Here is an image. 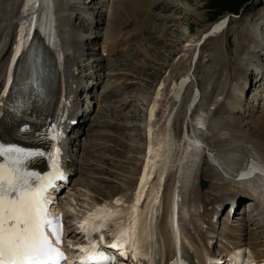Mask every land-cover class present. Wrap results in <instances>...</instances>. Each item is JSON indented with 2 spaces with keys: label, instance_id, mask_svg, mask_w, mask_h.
<instances>
[{
  "label": "rangeland",
  "instance_id": "obj_1",
  "mask_svg": "<svg viewBox=\"0 0 264 264\" xmlns=\"http://www.w3.org/2000/svg\"><path fill=\"white\" fill-rule=\"evenodd\" d=\"M116 1L104 0L105 4L103 5V2L101 4L103 7L101 6L99 10L100 16L96 17L97 25L92 29L89 27L81 29L80 20L74 13L68 12L65 15L70 18L68 20L72 21L74 26L72 29L69 27V30L74 32V29L78 28L83 36L90 39L88 42L80 43L82 47L76 59L72 58L76 71L79 70L81 75L95 77L102 91L109 90L114 98L106 105V108L103 107L105 109L94 110L88 126L83 130L84 133L78 141L77 159L74 162L75 174L70 190L66 193L69 223H74L84 214L91 212L95 206L94 202L96 204L102 199H109L111 202L117 198L121 203L129 201L131 191L129 188H124V183L129 181L130 174L132 175L140 159L138 147L142 141L141 120L144 116V104L140 95L148 94L157 81H164V97L161 99L162 103L160 102L155 117V131H157L168 108V86L171 79L178 73L183 74L190 69V55L194 46L185 47L187 43L185 40L189 36L194 37L195 40L213 22L224 16L229 19L227 27L208 37L199 48V57L190 74L191 81L182 93L175 120L177 122L183 116L184 99L194 87H197L200 95H198V104L192 108V112L200 109L206 112V131H198L203 135L202 140L204 139L206 148L217 146L210 149L217 154L220 151H228L236 144L249 148L248 152H251L253 151L251 147L242 142L243 137L247 136L251 129L261 125L258 118L264 114V109L252 107L243 116L228 115L225 113L226 108L221 106L223 101H226V88L232 85V82L233 85L235 84L234 76H232L233 67H240V62L237 61L238 56L246 50H234L233 46L227 45L225 39L232 35L230 42L242 39L241 44H245V38L240 32H244V28L249 23L264 15V0H143L136 13L118 27L111 25L108 21ZM119 1L122 2V0ZM60 29L64 28L59 27ZM118 43L122 46L118 47ZM103 45L108 48L107 50L114 52L107 51ZM216 49L220 53V63H216V60L212 58ZM71 52L74 54V51L71 50ZM257 60L256 58L255 61ZM86 68L89 69L86 70ZM216 110L221 111L222 114H214ZM209 118L219 121V125L222 122L226 125L209 131L207 127ZM173 133L175 134V129ZM253 141L256 143L258 139ZM219 144L221 146H218ZM203 159V157L199 158L197 172L204 174L205 187L200 189L198 180L193 181L191 192L198 193L199 201H192L193 205H191L190 195V205H188L189 212L197 208V203L202 205L200 212L192 210L189 216L191 226L188 230L197 239L207 226L206 210L212 203L211 198H217L223 193L230 194L234 192L235 186L234 182H223L216 176L217 172L212 170L213 167H209ZM242 159L244 160V153ZM223 184L227 187L224 186V188ZM253 211L254 209L251 213L254 214ZM123 218L120 215V218L112 220L108 227H112L113 223L118 221L121 222ZM249 219L253 221V224L245 231L248 236L253 237V240H247V250L250 248L249 251L256 255V251L262 249L264 245V226L255 224L254 218L248 217L245 220L249 221ZM237 233L238 238L240 236L241 239L242 235L238 230ZM251 253L249 255L253 256Z\"/></svg>",
  "mask_w": 264,
  "mask_h": 264
},
{
  "label": "bare ground",
  "instance_id": "obj_2",
  "mask_svg": "<svg viewBox=\"0 0 264 264\" xmlns=\"http://www.w3.org/2000/svg\"><path fill=\"white\" fill-rule=\"evenodd\" d=\"M23 1L24 0H0V103L5 102L4 96L6 94L8 83L10 81L12 66L16 58L19 57L18 64H20L17 78L21 79L22 77H25L27 75V66L29 65L30 58L29 51L31 46L36 44L41 45L39 38H50L49 44L55 46L52 47L51 50H49L48 48H44L41 45L42 49L50 59L51 57H54V55L63 54L62 50L61 52L57 50V46L55 44V41L58 42L61 38L64 40L66 47H68L70 50L77 52L81 49V46L78 42L81 41L84 36L81 30H79L78 28L74 29V32H70L68 27V19L70 18L65 17L68 12H72L71 14L76 12L78 18L79 15H82L84 19H87L91 22H96L94 18V12H90L88 8L85 7V4L82 3L83 0H70V2L68 3L61 4V0H25L24 3ZM32 2H34L35 5H31ZM103 2L104 0L100 1V6H102L101 4ZM142 3L143 0H122V2L117 0L114 5L112 4L113 7L111 9V16H109L108 21L111 25L116 27L123 25L126 19L136 13L137 9L141 6ZM104 4L105 2L103 3V5ZM22 6L24 7L20 11V8ZM71 7L74 8L73 11H71ZM26 8H28V14H23V11ZM59 9H61V13H57ZM99 10L97 11V16H100L98 15ZM30 20L31 27L36 26V28H38L36 34L39 38L35 37L29 44L31 34H29V31L27 30V25L29 24ZM261 25H264L263 18H261L260 22L256 20L250 23L244 28V32H240V34L245 38H243L245 40V44H241L242 39H236L238 43L236 41L230 42V37L232 35L230 37L227 36L225 39L227 45L229 47L233 46L234 50L241 51L242 49H246L245 51L241 52L239 56L237 55L239 57L237 61L240 62V64L238 62L240 67L234 66L232 70V76H234L233 78L235 79V84L233 85L232 82V85L228 86L225 90L226 101L222 103L221 106H223V108H226V111L228 109L227 107H224V105L231 106L232 108H241L242 106L243 108L246 107L245 103L243 102L245 100L242 98V96L244 95V87L247 86L249 80V68L252 67L254 62L260 63V56L258 55L259 53L256 55L254 52L256 49H259L261 47L260 42H257L255 39H264V34L258 32V28ZM225 26V19L222 22H219V20H217L215 21V23L213 22V24L210 25L204 32L199 34V36L195 40L192 36L187 37V39L185 40V42H187L185 47H191L192 45L194 46L190 55L192 62L195 59V56H192L193 53L195 52V54H199V45L201 43H204L208 37L222 31ZM59 27L64 28V30L67 27V29L65 30L66 32L63 31L62 34H59L61 30H59ZM55 32L58 35H56ZM118 44L116 45H118L119 47L121 44ZM10 45H13V47H8L4 52L6 47ZM65 49L68 51L67 48ZM107 49L108 48H106V50ZM110 52L112 53L114 51ZM219 57V51L217 49L214 50L212 58L216 60V63H220ZM10 58L11 63L9 70L7 71V83H5L6 68L8 66ZM256 58L258 59L257 61H255ZM60 59L58 62L60 71L61 67H63L61 74H64V76L67 75L68 79H70L71 82V77H73L74 75L73 70L68 69L69 63L67 61L62 64ZM71 62H73V59H71L70 63ZM192 62H190V69H188L187 72L183 74L178 73V75L174 76L171 79L168 86V108H166L167 111L162 124L160 125V127L157 125V131H155V117L161 99L164 97V81H157V83L148 94L140 95V99L144 104V108L142 107L144 109V116L143 120H141L142 141L140 143V146L138 147V151L140 152V159L137 162L132 175L130 174L129 181L124 183V188L126 189L130 187L133 188V191L136 188L137 189L130 196V200L128 201V203L122 204L119 201L120 199L117 198V200H113L114 203L110 202L109 199H102L101 203L96 202L97 204L96 206H94L93 212H91V214L88 213V215L90 214L95 217H100L102 212L104 211L106 217L101 219V228H105L106 224H109L112 220L120 218V215H122L124 217L122 221L113 223L112 227L113 229L122 231L123 238L120 239V242H122L123 244L129 243V239L133 238L137 241L135 247L139 256L145 257L147 255L149 257H152L153 254L159 251L160 259L164 262H168L174 257V249H176L177 260L179 261L178 256L180 251V242L182 241L185 246H191L192 254L194 256L196 264H204V261L206 259L209 260L211 257L215 256V254H221L222 238L226 239L227 237L225 236V234H233L234 232L227 226V221H225L226 219H228L230 212H227L224 215V220L222 221L223 223H221L222 228L214 224L211 220L215 208L225 206V203H230L233 198L232 193L236 191L230 194L223 193L222 195L219 193V197H212V200L210 201L212 203L206 210L207 226L204 227L205 231L199 237V239H197L194 234H190L188 230V227L191 226V224L189 223L190 212L193 210V212L198 213L202 210V205L197 203V208H195V210L192 209L190 212L188 211V205H193L192 201H199V195H197L198 193L193 191L191 192L192 183L195 179L197 181L199 177H202L204 179V174H202V172H197L199 158H204L205 156H207L209 159H211V162L215 163L216 165L221 167L223 166L224 168L229 169L234 168L235 170L243 169L245 158L248 161L250 160L251 163L257 165L255 169L260 173L255 175L252 180L249 181V183L252 182V187L251 184L243 186V184L240 182H232L235 183L234 189L237 188L242 193L250 190V196L256 195L257 191L259 190V184L264 183V114L258 118L261 125L259 127H254L253 129H251V132L247 134V136L243 137L242 142L244 141V143L250 146L251 150H253L251 152H248L247 155H244V160L242 159V155L244 152L242 148L245 147H242L241 145L235 146L228 151H220L217 152V154L215 153L212 155V151H210V149H213L214 147L217 148V146L208 148V150L206 148V144L203 142L204 139L202 140L203 135L198 132L206 131V112L200 109L196 110V112H192L193 116L186 115L187 110L190 111L195 106L194 102L198 99V95H200L199 91L198 93L195 92L193 96L192 94H189L188 97L184 99L183 116L177 122L175 120L176 116L178 115L177 108L179 102H181L182 100V93L185 87L188 86V82L191 81L190 72L192 68ZM261 74H263V72H261ZM181 77L183 78L178 84L177 80ZM75 79L76 82H81L82 76H77L75 77ZM253 82H256L255 79H253L252 83ZM46 85L48 101H53V112H56L63 107L61 98H66V93L63 90L62 86H59V84L56 87H52L50 81L47 80ZM194 88L197 89V87ZM255 93L261 94L260 86L255 87ZM254 97L256 99L258 98L257 95H254ZM261 99L263 101V98ZM250 101L248 100V103H250ZM250 108L248 109V111L250 110ZM101 111L103 110L101 109ZM219 123V121L214 119L209 120V122L207 123L209 126V131L217 128L219 126ZM174 124L176 125L174 128L175 134H172V131L174 130ZM184 125L190 129L189 134L188 131H186L185 129L183 130ZM197 127H201L204 130ZM260 127L262 129H260ZM17 129L18 127L16 126L15 121H13L12 124H8L7 117L3 113H0V144H11L23 149L24 145H26L27 143H35L31 137H19L17 136V134H9V132L17 131ZM181 133L182 139L179 140ZM254 139H258V143L256 141V143H254ZM218 146L221 145L219 144ZM204 149L207 150L204 151ZM49 151L50 150L48 145H46L45 148H42V153H44V155L40 156L39 159L35 161V164L33 165L34 169L37 168L40 171L45 169V166L49 159ZM86 152L88 151L86 150ZM3 160L4 159L0 157V162H3ZM141 170V177L138 181V174H140ZM219 173H217L216 176L220 177L224 182L226 176L222 171ZM152 176H155L156 178L152 182L149 190L145 192L143 188L147 185L149 179ZM158 186L160 189H163V192H158L157 194H155ZM222 186L224 187L226 185L223 184ZM204 187L205 185L199 186L200 189ZM190 195L191 203L189 204ZM142 200L144 205L143 209L140 211L137 210V205ZM66 201L67 200H65L64 213L67 217ZM130 201H133L134 203L130 204ZM99 205L102 206L100 208H97V206ZM248 205V208L244 207L242 210H246L248 214H250L253 209L254 211L256 210L254 222H256L255 224L264 226V202L262 203V206L257 205L256 203ZM78 220H76L74 223H77ZM125 225L129 227L128 229L123 230L121 226ZM154 228H157V232L159 234V247L157 245V242L154 240ZM212 229H214L213 231L215 235L212 233ZM222 229L226 231L223 232ZM170 236L172 239H175V241L170 239ZM215 237H217L218 239ZM248 237L249 238L247 240H253L252 236L249 235ZM215 242L216 245H214ZM214 247L218 250L217 252L213 249ZM249 250L248 253L250 254L251 251ZM227 254L228 253L225 251L222 255L224 256ZM250 256L251 255H249V259H247L245 264H257L258 262H263L264 245L262 249L256 251V255H253L251 257ZM235 258H238V254L235 255Z\"/></svg>",
  "mask_w": 264,
  "mask_h": 264
},
{
  "label": "snow or ice",
  "instance_id": "obj_3",
  "mask_svg": "<svg viewBox=\"0 0 264 264\" xmlns=\"http://www.w3.org/2000/svg\"><path fill=\"white\" fill-rule=\"evenodd\" d=\"M36 155L44 153L0 144V264H60L64 259L59 217H49L46 195L63 178L60 150L53 146L51 171L45 175L25 170L28 158ZM91 249L80 264H112L97 244Z\"/></svg>",
  "mask_w": 264,
  "mask_h": 264
},
{
  "label": "water",
  "instance_id": "obj_4",
  "mask_svg": "<svg viewBox=\"0 0 264 264\" xmlns=\"http://www.w3.org/2000/svg\"><path fill=\"white\" fill-rule=\"evenodd\" d=\"M204 185H205L204 181L200 179V186H204Z\"/></svg>",
  "mask_w": 264,
  "mask_h": 264
}]
</instances>
